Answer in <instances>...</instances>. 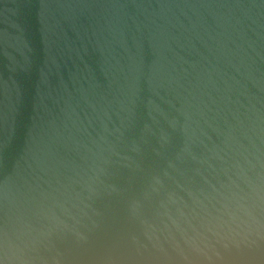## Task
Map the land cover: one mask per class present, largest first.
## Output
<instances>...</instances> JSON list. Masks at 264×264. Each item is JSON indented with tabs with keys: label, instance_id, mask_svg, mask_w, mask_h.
<instances>
[{
	"label": "water",
	"instance_id": "water-1",
	"mask_svg": "<svg viewBox=\"0 0 264 264\" xmlns=\"http://www.w3.org/2000/svg\"><path fill=\"white\" fill-rule=\"evenodd\" d=\"M0 264H264V0H0Z\"/></svg>",
	"mask_w": 264,
	"mask_h": 264
}]
</instances>
